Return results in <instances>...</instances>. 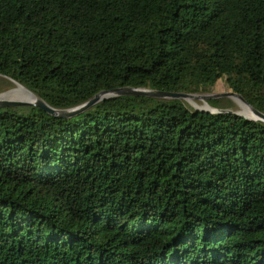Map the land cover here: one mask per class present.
<instances>
[{"label":"trees","instance_id":"1","mask_svg":"<svg viewBox=\"0 0 264 264\" xmlns=\"http://www.w3.org/2000/svg\"><path fill=\"white\" fill-rule=\"evenodd\" d=\"M0 75L60 110L225 78L264 114V0H0ZM0 264H264V123L140 96L0 107Z\"/></svg>","mask_w":264,"mask_h":264},{"label":"water","instance_id":"2","mask_svg":"<svg viewBox=\"0 0 264 264\" xmlns=\"http://www.w3.org/2000/svg\"><path fill=\"white\" fill-rule=\"evenodd\" d=\"M1 76V75H0ZM5 77V76H3ZM11 80V79H10ZM12 81V80H11ZM14 82V81H13ZM17 86H21L18 83L14 82ZM23 87V86H21ZM24 88V87H23ZM27 90L26 88H24ZM28 91V90H27ZM31 95H33L36 100L33 103L24 102V101H17V100H0V107H10V106H32L35 107L45 113H47L50 116L58 117V118H67L74 115H77L91 107H93L95 104H97L100 101H105L111 98L115 97H125V96H140V97H149V98H155V99H192V100H213L217 99L219 97H233L241 101L245 106H247L250 109V112L252 114V117H246L244 115H238L236 113H233L231 111L227 110H218V109H206V110H196L197 112H208V113H228L237 115L241 118H246L248 120H254L258 122L264 123V114L260 113L256 109H254L252 106H250L239 94H236L234 92H227L222 95H212V94H188V93H175V92H163V91H154V90H148V89H136V88H130V87H122V88H116L112 90L107 91H101L98 94L94 95L91 99L83 103L82 105H79L72 109H66V110H60V109H54L47 105L43 100L39 99L37 96H35L33 93L28 91Z\"/></svg>","mask_w":264,"mask_h":264},{"label":"rangeland","instance_id":"3","mask_svg":"<svg viewBox=\"0 0 264 264\" xmlns=\"http://www.w3.org/2000/svg\"><path fill=\"white\" fill-rule=\"evenodd\" d=\"M17 88V85L11 81L7 77L0 76V96H3L7 93L14 91ZM227 92H231L228 88L225 78L218 79L215 84L210 88L208 92L201 93L202 95L212 94V95H222ZM7 101L16 100L14 98H8ZM214 100H219L217 104H215L216 108H212L207 104V101L199 100H192V99H181V101L189 108L194 110H206V109H218V110H227L238 115L244 114V108L238 104V102L242 103L236 98L233 97H219ZM238 101V102H237ZM243 104V103H242ZM209 107V108H208ZM242 107V108H240Z\"/></svg>","mask_w":264,"mask_h":264},{"label":"bare ground","instance_id":"4","mask_svg":"<svg viewBox=\"0 0 264 264\" xmlns=\"http://www.w3.org/2000/svg\"><path fill=\"white\" fill-rule=\"evenodd\" d=\"M8 98L9 99L14 98L17 101H24V102H29V103H33L36 100V98L33 95H31L27 90H25L21 86H17V88L14 91L7 93L3 96H0V100H6ZM238 104L244 108V114H243L244 116L252 117L250 109L247 106H245L244 104H242L240 102H238ZM242 107H240V108H242Z\"/></svg>","mask_w":264,"mask_h":264}]
</instances>
